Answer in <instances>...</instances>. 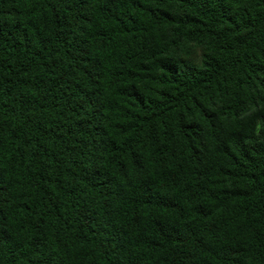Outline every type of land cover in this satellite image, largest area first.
<instances>
[{"label": "trees", "instance_id": "obj_1", "mask_svg": "<svg viewBox=\"0 0 264 264\" xmlns=\"http://www.w3.org/2000/svg\"><path fill=\"white\" fill-rule=\"evenodd\" d=\"M0 264H264V0H0Z\"/></svg>", "mask_w": 264, "mask_h": 264}]
</instances>
